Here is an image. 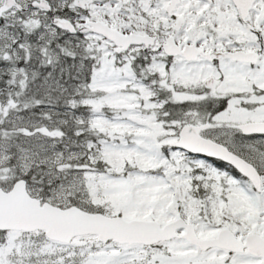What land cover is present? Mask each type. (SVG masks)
I'll use <instances>...</instances> for the list:
<instances>
[{
	"label": "snow or ice",
	"instance_id": "obj_1",
	"mask_svg": "<svg viewBox=\"0 0 264 264\" xmlns=\"http://www.w3.org/2000/svg\"><path fill=\"white\" fill-rule=\"evenodd\" d=\"M0 264H264V0H0Z\"/></svg>",
	"mask_w": 264,
	"mask_h": 264
}]
</instances>
